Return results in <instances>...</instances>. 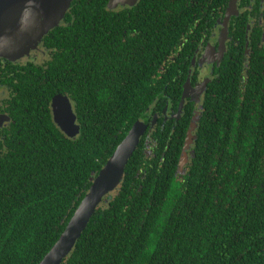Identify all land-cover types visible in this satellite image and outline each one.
Instances as JSON below:
<instances>
[{"label": "trees", "instance_id": "trees-1", "mask_svg": "<svg viewBox=\"0 0 264 264\" xmlns=\"http://www.w3.org/2000/svg\"><path fill=\"white\" fill-rule=\"evenodd\" d=\"M218 1L228 3L138 0L115 11L110 0H74L45 37L55 49L46 68L1 70L15 98L14 124L0 132V264L43 260L134 123L159 115L180 87L169 78L187 74L192 40L208 24L200 7ZM263 62L249 61L238 92L222 63L206 108L230 118L219 121L221 135L201 126L188 171L167 125L148 145L143 138L62 264H264ZM56 97L75 106L76 138L53 122Z\"/></svg>", "mask_w": 264, "mask_h": 264}, {"label": "flooded vegetation", "instance_id": "flooded-vegetation-1", "mask_svg": "<svg viewBox=\"0 0 264 264\" xmlns=\"http://www.w3.org/2000/svg\"><path fill=\"white\" fill-rule=\"evenodd\" d=\"M218 5L219 1L215 3L212 10L208 9V12H206L205 5H201L200 14L202 13L206 17L208 24L203 31L198 33L201 37L200 41L194 43L196 39L192 40L191 46L194 51L192 56L188 57L190 66L187 74L185 75L184 71L180 69L175 77L169 78V83L177 82L182 89L179 90L180 87L175 89L170 96L167 95L163 99L164 104H162L163 108L159 115L153 113L152 118L148 121L137 120L146 125L140 143L146 137L145 144L148 145L150 143L149 133L156 128L157 130L164 129V125H167L166 130L171 134L173 140L183 142L182 153L184 157L186 155L187 159L185 163L181 164V169L184 171H188L191 164L192 153L195 151L201 126H204L203 128L208 131L213 129L214 134L221 135L222 122L219 125V121L230 118V115L223 117L222 114L214 111L207 112L206 108L208 96H215L210 87L214 82L221 83L222 75L219 69H221L222 63L227 61L232 76H234L233 91L238 92L239 85L236 86V78L240 74L246 75L247 70L250 69L249 61L254 58L264 61V0H228L226 6L217 7ZM133 7L124 2L113 9H110L108 5V9L115 11H129ZM63 21L59 26L63 24ZM136 32V30H125L123 34L125 36L128 33L135 34ZM45 37L39 43L37 50L28 58L19 61L0 58V76L1 70L8 67L14 70L32 64L46 68L53 59L55 49L46 46ZM255 65L258 67L260 64L255 63ZM261 66H264V62ZM158 79L159 74L152 75L150 83H156ZM0 93H2L0 95V132H2L11 129L10 126L14 124L8 112L10 110L9 102L15 98V93L10 98L9 91L4 86H0ZM63 98L69 100L75 115L74 123L80 130L73 102L68 97ZM259 101L260 99L257 103ZM209 102L211 101L209 100ZM52 103L50 109L55 123ZM215 105L217 109H220L218 101ZM55 125L59 128L56 123ZM59 129L62 131L61 128ZM62 132L66 134L64 131ZM189 139L191 142L188 144Z\"/></svg>", "mask_w": 264, "mask_h": 264}, {"label": "water", "instance_id": "water-1", "mask_svg": "<svg viewBox=\"0 0 264 264\" xmlns=\"http://www.w3.org/2000/svg\"><path fill=\"white\" fill-rule=\"evenodd\" d=\"M74 0H0V51L20 54L38 43L63 21ZM121 2L135 6L138 0H110L109 8ZM54 121L70 138L80 130L67 98L52 103ZM193 129V128H192ZM146 125L137 121L111 158L92 179V184L75 210L58 241L39 264H62L75 248L82 233L104 199L121 183L129 160L139 146ZM191 142L189 139L188 144ZM186 161V155L184 157Z\"/></svg>", "mask_w": 264, "mask_h": 264}, {"label": "rangeland", "instance_id": "rangeland-1", "mask_svg": "<svg viewBox=\"0 0 264 264\" xmlns=\"http://www.w3.org/2000/svg\"><path fill=\"white\" fill-rule=\"evenodd\" d=\"M62 22H60L59 24H61ZM39 46V43L37 44L36 47L32 48V49H28V51H22L20 54H10L11 52H4V51H0V58H6L12 61H19L22 60L24 58H28L30 57L33 52H35L37 50ZM0 95H2V93H0ZM76 126L78 127V125L76 124ZM79 129V127H78ZM79 135V132L76 134L75 138Z\"/></svg>", "mask_w": 264, "mask_h": 264}]
</instances>
